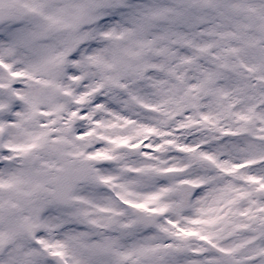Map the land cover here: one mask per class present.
I'll return each instance as SVG.
<instances>
[{
  "label": "snow or ice",
  "instance_id": "snow-or-ice-1",
  "mask_svg": "<svg viewBox=\"0 0 264 264\" xmlns=\"http://www.w3.org/2000/svg\"><path fill=\"white\" fill-rule=\"evenodd\" d=\"M0 264H264V0H0Z\"/></svg>",
  "mask_w": 264,
  "mask_h": 264
}]
</instances>
